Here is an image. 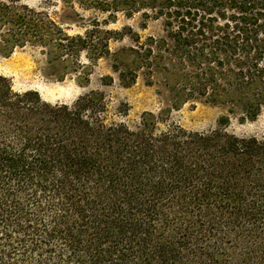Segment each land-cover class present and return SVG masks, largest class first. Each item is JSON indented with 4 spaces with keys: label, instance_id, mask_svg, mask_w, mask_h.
<instances>
[{
    "label": "trees",
    "instance_id": "obj_1",
    "mask_svg": "<svg viewBox=\"0 0 264 264\" xmlns=\"http://www.w3.org/2000/svg\"><path fill=\"white\" fill-rule=\"evenodd\" d=\"M57 1L105 19L69 35L0 0V57L32 47L50 65L95 63L124 37L105 26L139 14L164 36L136 35L131 61H114L122 87L162 75L175 108L229 105L241 121L264 111V0ZM107 112L100 91L50 104L0 75V264H264V137L228 133V117L203 133L161 130L162 113L130 127Z\"/></svg>",
    "mask_w": 264,
    "mask_h": 264
},
{
    "label": "rangeland",
    "instance_id": "obj_2",
    "mask_svg": "<svg viewBox=\"0 0 264 264\" xmlns=\"http://www.w3.org/2000/svg\"><path fill=\"white\" fill-rule=\"evenodd\" d=\"M20 3L46 12L69 35L83 34L80 26L91 27L94 19H105L104 15L95 12H82L76 7L73 10L57 0H20ZM105 29L124 34L123 39L109 42V58L92 63L83 53L78 68L71 61L50 65L47 56L39 48L26 47L16 50L8 58L0 57V75L11 80L15 92L36 91L43 101L50 104L71 105L89 91H100L107 103V122H122L134 127L140 122L142 113H162L168 118L159 125L161 130L174 124L187 131L207 133L218 128L220 118L228 117V133L238 137H264V111L255 120L241 121V112L236 110L229 113V105H213L198 100L175 108L172 105L174 96L167 90L162 75L154 78L152 86H146L144 78L139 75L134 85L122 87L112 68L114 61H131L133 54L130 49L135 48L133 39L136 35L140 43L146 42L148 38L163 37L162 24L160 21H150L143 29L139 14L132 18L119 14L116 21L105 26ZM86 71L90 74L88 83L80 84L85 82ZM105 76L112 77L110 85L102 82ZM125 109L127 114L123 115Z\"/></svg>",
    "mask_w": 264,
    "mask_h": 264
}]
</instances>
